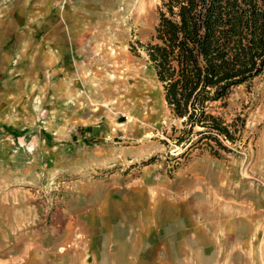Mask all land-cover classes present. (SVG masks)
Wrapping results in <instances>:
<instances>
[{"label": "rangeland", "instance_id": "374dc122", "mask_svg": "<svg viewBox=\"0 0 264 264\" xmlns=\"http://www.w3.org/2000/svg\"><path fill=\"white\" fill-rule=\"evenodd\" d=\"M160 4L0 0V264H264V73L213 105L242 142L180 157Z\"/></svg>", "mask_w": 264, "mask_h": 264}, {"label": "trees", "instance_id": "16d2710c", "mask_svg": "<svg viewBox=\"0 0 264 264\" xmlns=\"http://www.w3.org/2000/svg\"><path fill=\"white\" fill-rule=\"evenodd\" d=\"M157 14L154 35L140 45L181 122L172 127L180 157L231 153L226 142H242L245 120L230 123L213 105L226 108L233 88L264 73V0H161Z\"/></svg>", "mask_w": 264, "mask_h": 264}]
</instances>
